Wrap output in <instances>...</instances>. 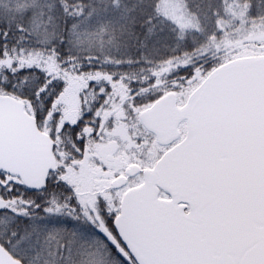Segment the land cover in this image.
Returning a JSON list of instances; mask_svg holds the SVG:
<instances>
[{
  "label": "snow or ice",
  "instance_id": "6c2138e0",
  "mask_svg": "<svg viewBox=\"0 0 264 264\" xmlns=\"http://www.w3.org/2000/svg\"><path fill=\"white\" fill-rule=\"evenodd\" d=\"M0 264H264V0H0Z\"/></svg>",
  "mask_w": 264,
  "mask_h": 264
}]
</instances>
